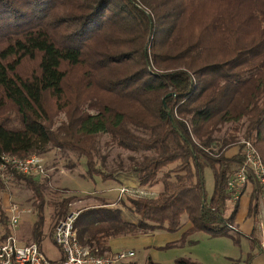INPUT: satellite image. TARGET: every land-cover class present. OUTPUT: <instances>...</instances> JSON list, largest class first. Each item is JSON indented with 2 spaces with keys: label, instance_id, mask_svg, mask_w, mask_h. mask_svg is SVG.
Wrapping results in <instances>:
<instances>
[{
  "label": "trees",
  "instance_id": "trees-1",
  "mask_svg": "<svg viewBox=\"0 0 264 264\" xmlns=\"http://www.w3.org/2000/svg\"><path fill=\"white\" fill-rule=\"evenodd\" d=\"M239 129L264 165V0H0V156L68 150L85 158L87 172L106 178L93 158L96 137L107 134L137 153L125 169L138 185L160 182L154 197H127L135 222L119 208L79 209L77 242L98 254L120 235L177 231L183 216L186 232L227 234L238 204L225 215V180L243 160L240 150H227ZM172 163V178H156ZM205 169L212 174L208 196ZM1 175L31 190L30 241L42 251L46 178L5 165L0 189ZM248 181L253 223L258 187L251 175ZM69 200L55 203L52 224L69 212ZM0 223L3 241L10 231L1 209ZM254 230L249 240L257 250ZM254 257L248 253L245 264Z\"/></svg>",
  "mask_w": 264,
  "mask_h": 264
},
{
  "label": "rangeland",
  "instance_id": "rangeland-1",
  "mask_svg": "<svg viewBox=\"0 0 264 264\" xmlns=\"http://www.w3.org/2000/svg\"><path fill=\"white\" fill-rule=\"evenodd\" d=\"M63 119L59 114L55 117L53 127H56ZM227 132V127H224ZM236 139V145L227 150V155L235 153L239 148L240 142L245 139L242 129L233 133ZM96 154H94L93 164L95 168L101 169L109 177L102 178L97 174L87 172L85 158L75 155L68 150L49 149L42 154V172L37 174V178H46L43 187L45 204L43 208V238L40 241V248L43 253L51 260H58L62 257V250L52 241V231L55 224L51 222V213L55 208V203L64 197L71 198L68 202L70 211L77 212L79 209L89 208L91 206H110L119 208L125 218L135 222L127 211V197H154L160 189V182H153L148 186H140L136 183L135 177L131 172L125 169L130 162V157H137L133 153L117 147L113 144L107 134H100L96 137ZM242 152V151H241ZM121 164V167H117ZM241 165V164H240ZM239 165V166H240ZM174 163L169 164L157 173L156 178L169 173L172 178L171 169ZM238 166V167H239ZM4 187L0 189V209L4 211L8 219L7 206L10 203L24 210L20 213L17 224L10 229V233L21 244L31 243L30 229L35 219L33 196L30 189L24 183L17 179H7L6 175H1ZM203 182L206 195L212 191V174L209 169L203 172ZM250 187L246 191L247 184ZM125 186L130 189L137 187L142 195L124 194L119 192V188ZM245 188L241 196H247L246 215L244 220L251 221L248 205L251 200L250 181L245 183ZM250 189V190H249ZM132 190V189H131ZM246 191V192H245ZM241 197L235 201L238 204ZM256 218L251 222L250 228L254 226L255 230L252 237H256L258 221V194L256 197ZM233 203L228 202L225 215L232 209ZM28 210V211H27ZM239 214V212H238ZM180 228L177 231L169 232L160 228L145 229L143 232H134L132 234L120 235L108 240L109 252L112 254L119 250H132L133 256L120 260L116 264H146L148 260L156 264H174L177 260L185 262H197L199 264H245L248 253H255L258 256L256 248H251L248 234L243 233L239 225L232 223L226 227L229 229L227 234L212 236L204 232L185 231L189 226L188 220L183 216L180 218ZM50 230V235L48 234ZM251 230V229H250ZM4 234V227L0 223V238ZM252 262V261H251ZM254 264V263H253Z\"/></svg>",
  "mask_w": 264,
  "mask_h": 264
},
{
  "label": "built area",
  "instance_id": "built-area-1",
  "mask_svg": "<svg viewBox=\"0 0 264 264\" xmlns=\"http://www.w3.org/2000/svg\"><path fill=\"white\" fill-rule=\"evenodd\" d=\"M243 157L241 165L226 178V192L229 201L235 202L243 194L245 183L249 175L258 187V221L256 238L257 251L264 264V165L249 139L240 142ZM39 155L29 154L22 158L14 155L3 154L0 156V170L9 165L24 175H37L42 172V160ZM132 189V190H131ZM122 186L120 193L142 195L135 186L133 188ZM8 226L12 229L18 222L21 212L16 204L7 206ZM28 211V210H27ZM77 212L70 211L55 224L51 239L62 250V257L58 260L49 259L35 243L21 244L10 233L0 241V264H116L120 260L133 256L132 250H119L112 254H98L97 249H92L86 244H80L76 239L74 222ZM229 225H227L228 227Z\"/></svg>",
  "mask_w": 264,
  "mask_h": 264
},
{
  "label": "crops",
  "instance_id": "crops-1",
  "mask_svg": "<svg viewBox=\"0 0 264 264\" xmlns=\"http://www.w3.org/2000/svg\"><path fill=\"white\" fill-rule=\"evenodd\" d=\"M246 186V191L248 190V188L250 187V184L248 183ZM252 189V188H251ZM250 190V189H249ZM245 191V192H246ZM247 196H241V200H239V208H238V212L236 214V217L234 219L235 224L239 225L240 229L243 231V233L248 234L251 230L250 225H251V221L249 219L244 220V217L246 215V202H247ZM262 262V258L258 255H256L253 259L251 264H260Z\"/></svg>",
  "mask_w": 264,
  "mask_h": 264
}]
</instances>
